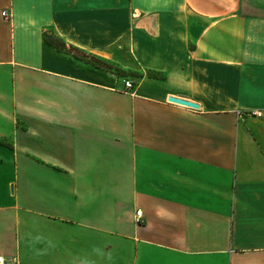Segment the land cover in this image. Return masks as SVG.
<instances>
[{"label": "crops", "instance_id": "obj_1", "mask_svg": "<svg viewBox=\"0 0 264 264\" xmlns=\"http://www.w3.org/2000/svg\"><path fill=\"white\" fill-rule=\"evenodd\" d=\"M0 256L264 264V0H0Z\"/></svg>", "mask_w": 264, "mask_h": 264}, {"label": "built area", "instance_id": "obj_2", "mask_svg": "<svg viewBox=\"0 0 264 264\" xmlns=\"http://www.w3.org/2000/svg\"><path fill=\"white\" fill-rule=\"evenodd\" d=\"M2 16L4 18H8L6 13H3ZM125 90L127 92H131L134 89V84L132 82H125L124 84ZM237 116L240 120L244 119H262L263 114L261 112L249 111V112H237ZM142 220V213L139 211L136 213V222L140 223ZM0 264H19L17 259L13 258L11 260L6 259L3 256H0Z\"/></svg>", "mask_w": 264, "mask_h": 264}, {"label": "trees", "instance_id": "obj_3", "mask_svg": "<svg viewBox=\"0 0 264 264\" xmlns=\"http://www.w3.org/2000/svg\"><path fill=\"white\" fill-rule=\"evenodd\" d=\"M44 39L45 41L54 46L56 49H58L59 51H62V52H66V47H65V44L63 42H61L58 38L56 37H51V36H48V35H44ZM93 65H95L96 67L98 68H101V69H104L108 72H114L115 74L117 75H124L125 73L122 72L119 68H116L114 66H111L109 65L107 62L105 61H101V60H95L93 59Z\"/></svg>", "mask_w": 264, "mask_h": 264}, {"label": "water", "instance_id": "obj_4", "mask_svg": "<svg viewBox=\"0 0 264 264\" xmlns=\"http://www.w3.org/2000/svg\"><path fill=\"white\" fill-rule=\"evenodd\" d=\"M168 102L171 104L180 105V106L192 109V110H199V106L197 104H193L185 100L176 99V98H168Z\"/></svg>", "mask_w": 264, "mask_h": 264}, {"label": "rangeland", "instance_id": "obj_5", "mask_svg": "<svg viewBox=\"0 0 264 264\" xmlns=\"http://www.w3.org/2000/svg\"><path fill=\"white\" fill-rule=\"evenodd\" d=\"M127 78L131 79V80L134 81L135 83L137 82V80L133 79V75H132V74L125 73V74H124V77H123V80H125V79H127Z\"/></svg>", "mask_w": 264, "mask_h": 264}]
</instances>
